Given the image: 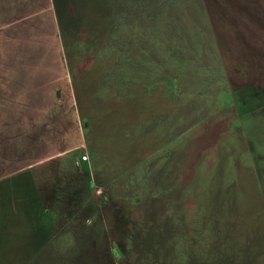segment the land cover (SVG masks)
I'll return each instance as SVG.
<instances>
[{
  "label": "rangeland",
  "instance_id": "obj_1",
  "mask_svg": "<svg viewBox=\"0 0 264 264\" xmlns=\"http://www.w3.org/2000/svg\"><path fill=\"white\" fill-rule=\"evenodd\" d=\"M43 1L33 35L0 10V180L52 238L33 252L6 188L0 264H264V0H134L113 25L103 5L95 45L65 49Z\"/></svg>",
  "mask_w": 264,
  "mask_h": 264
},
{
  "label": "trees",
  "instance_id": "obj_2",
  "mask_svg": "<svg viewBox=\"0 0 264 264\" xmlns=\"http://www.w3.org/2000/svg\"><path fill=\"white\" fill-rule=\"evenodd\" d=\"M52 1V2H51ZM120 5V9H117L118 6H115L116 4H112L109 0H94V3L90 4L91 11L94 13V18H92L87 23L89 25L90 29L85 28L88 27L87 25L83 26V22L78 21L77 16L80 13L82 3L77 2V6L75 3L72 4V9L69 10V0H44L43 5L44 8H47L50 13L49 20L51 21V24L53 26V29L55 30V27H58L59 35L61 37V42L63 49H65L68 46H72L73 48H76L79 46V44L82 42L83 44H86L87 46H94L97 41V31L100 27L99 21L96 23L97 20L101 18V15L103 14V5L107 7L110 14L108 17L105 18V20H108L110 24H114L113 18H115L117 15L121 13H126L129 5H132L134 3V0H118ZM11 2H17L19 3L24 9L27 11H30L29 8L32 7L30 0H0V10H4L2 8L3 5H6ZM51 4H52V11H51ZM9 7L11 8L10 4ZM34 9V8H33ZM53 14L55 15L56 22L53 18ZM117 19V18H116ZM4 21L0 18V36H2L0 40V95L7 92V87L10 89V85L14 83L13 78L11 77L12 72H10L9 66H8V58H5L8 55V52L10 51L9 45H15V41H12L9 37V33L13 32H6V35L1 32V30H10V28L4 26ZM81 26H80V25ZM99 24V25H98ZM19 27L24 29L23 26ZM85 28V29H83ZM16 30V28H14ZM27 29H25L26 31ZM24 31V32H25ZM30 30H27V33H29ZM26 35H31L26 34ZM94 42V43H93ZM15 48V47H14ZM4 54V57L1 54ZM13 89V88H12ZM11 89V90H12ZM7 124H4V122H0V131L1 128L6 126ZM14 177H9L6 179L0 180V197H2V200L4 201L3 191L8 188L14 192V197L17 198V201L20 202L21 206L18 207L19 209V217L22 215V217L25 219V226L30 229V233L28 236L29 241L34 245L33 252H39L41 251L45 245L50 241L52 238V227L47 224L46 221L41 219V216L39 215L38 209L35 207V205L32 204V200L29 199L31 197V192L25 189L23 185L20 184V186H17L15 184ZM9 182L10 184H7ZM30 195V196H29ZM29 199V200H27ZM41 212H43V209H41ZM49 212V211H48ZM46 211V214L50 216ZM45 213V212H44ZM46 215V216H47ZM21 228V224L17 222L14 224H8V228L2 229L0 240L5 239L7 235H9V232H12L14 230H19ZM8 232V233H7ZM2 241H0V250H1ZM1 252V251H0ZM29 259V258H28ZM27 259V260H28ZM26 260V261H27ZM30 261V259L26 262V264Z\"/></svg>",
  "mask_w": 264,
  "mask_h": 264
},
{
  "label": "crops",
  "instance_id": "obj_3",
  "mask_svg": "<svg viewBox=\"0 0 264 264\" xmlns=\"http://www.w3.org/2000/svg\"><path fill=\"white\" fill-rule=\"evenodd\" d=\"M30 1H31L30 2L31 5H32V7L29 8V10L31 9L30 11H27L26 12V10L24 9V7H22V6H21L22 9L16 8L15 10L17 12L23 11L24 15L23 16L21 15V18L19 19L20 20V26H23L24 29L30 30L29 33L31 35H33V34L37 33V30H38V22L35 21L30 14H25V13H35V12L40 11V10H38V8H37L38 7V4H37L36 0H30ZM40 4H41V2H40ZM41 9H42V11L48 10L47 8H44L43 6H41ZM38 16H40V15H37V17ZM83 162H86L87 163L88 161H83ZM75 163L78 165V162L77 161H75Z\"/></svg>",
  "mask_w": 264,
  "mask_h": 264
},
{
  "label": "built area",
  "instance_id": "obj_4",
  "mask_svg": "<svg viewBox=\"0 0 264 264\" xmlns=\"http://www.w3.org/2000/svg\"><path fill=\"white\" fill-rule=\"evenodd\" d=\"M82 160L83 161H86L87 160V157L86 156H82Z\"/></svg>",
  "mask_w": 264,
  "mask_h": 264
}]
</instances>
